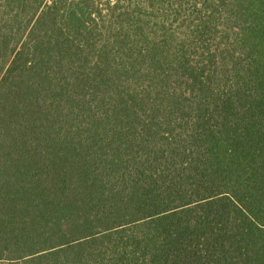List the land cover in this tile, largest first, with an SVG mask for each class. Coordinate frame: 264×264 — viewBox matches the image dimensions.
<instances>
[{"label":"trees","instance_id":"16d2710c","mask_svg":"<svg viewBox=\"0 0 264 264\" xmlns=\"http://www.w3.org/2000/svg\"><path fill=\"white\" fill-rule=\"evenodd\" d=\"M0 264H264V0H0Z\"/></svg>","mask_w":264,"mask_h":264}]
</instances>
